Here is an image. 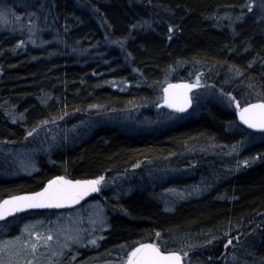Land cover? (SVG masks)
I'll use <instances>...</instances> for the list:
<instances>
[{
	"label": "trees",
	"instance_id": "trees-1",
	"mask_svg": "<svg viewBox=\"0 0 264 264\" xmlns=\"http://www.w3.org/2000/svg\"><path fill=\"white\" fill-rule=\"evenodd\" d=\"M31 1L22 15H31L39 26L48 11L59 42L53 52L48 47L38 52L19 47L17 32L0 31L1 142L23 143L29 131L68 115L81 119L94 109L122 113L152 104L168 82H186L200 70L242 105L264 100V0ZM86 49L100 51V58H90ZM110 78L125 79L129 86L113 87ZM7 99L17 114L12 119L2 105ZM222 101L210 99L196 114L151 132L99 126L80 142L56 148L54 162L42 160L37 172L0 176V200L38 190L59 175L96 178L188 145L240 143L243 155L256 158L253 164L231 170L208 195L180 200L170 209L133 193L123 202L126 218L112 216L100 248L157 240L163 250L193 249L192 257L199 250L211 264L223 253L225 237L241 234L233 260L264 264V138L257 137L264 134L244 128L236 109ZM250 224L257 228L246 238ZM220 264L235 263L222 259Z\"/></svg>",
	"mask_w": 264,
	"mask_h": 264
},
{
	"label": "rangeland",
	"instance_id": "rangeland-1",
	"mask_svg": "<svg viewBox=\"0 0 264 264\" xmlns=\"http://www.w3.org/2000/svg\"><path fill=\"white\" fill-rule=\"evenodd\" d=\"M27 2L28 0H0V31L17 32L19 47L22 49L34 48L39 52L48 47L50 51H55L59 41L48 21L49 12L46 13L48 17L42 19L43 23L37 26L32 22L31 15H22ZM42 9L46 11L45 7ZM94 46L91 44L90 49ZM84 53L93 59L101 56L100 51L89 54L86 49ZM206 74L205 70L195 71L186 81L195 83L199 76L200 87L192 90L193 105L185 114L164 103V90L172 83L168 82L162 98L152 104L151 101L145 102L122 113L94 109L90 111L91 115L90 112L81 115V119L68 115L47 121L42 125L43 130L29 131L23 143L0 141V176L15 178L33 174L41 169L42 160L54 162L53 152L56 148L80 142L88 133L102 125L119 126L131 132H151L155 127H164L168 123L196 114L210 99L223 100L222 102L238 110L232 101V97L236 100V96L216 87L207 79ZM109 84L119 89L129 86L125 79L120 78H110ZM2 105L9 119L17 117L10 99ZM257 137L264 138V135ZM243 148L244 145L240 143L225 148L208 146L207 143L188 145L175 154L148 158L133 167L106 172L103 174L105 180L100 185L99 194L78 207L47 211L43 215L38 211H30L5 222L0 221V260L5 264H125L135 243L129 245L120 242L109 250L100 247L107 231L112 228V216L126 218L123 202L127 197L133 193L142 194L149 200L157 199L165 208L170 209L180 200L206 196L217 187L221 179L227 178L231 170L250 166L256 161V158L243 155ZM244 161L248 163L245 164ZM185 179L191 181L190 185L179 186L180 180ZM256 225L250 224L244 235L246 238L254 234ZM239 236L241 234H228L223 253L212 260L211 264H220L222 259L223 262L240 264L233 260L241 250L242 244L237 245ZM48 237L51 239H47ZM229 240L232 241L231 244H228ZM32 244L36 245L35 250L31 248ZM208 251L211 252L210 247ZM181 252L185 256V264H208L205 260L207 255L199 250L195 252L196 257L189 255L194 252L193 249Z\"/></svg>",
	"mask_w": 264,
	"mask_h": 264
},
{
	"label": "snow or ice",
	"instance_id": "snow-or-ice-1",
	"mask_svg": "<svg viewBox=\"0 0 264 264\" xmlns=\"http://www.w3.org/2000/svg\"><path fill=\"white\" fill-rule=\"evenodd\" d=\"M198 87H200L199 76H197L195 83L169 85L164 90L167 93L164 103L170 108L184 112L192 102L188 93ZM232 101L235 102L236 107L239 109V119L244 124L252 129L264 131V100L257 103H246L243 107L234 97H232ZM244 163L247 164L248 161H244ZM104 180L105 177L103 175L95 179L74 181L68 180L64 176H57L49 180L47 186L41 191L24 195H12L0 201V219L25 209L59 207L65 203H78L89 193L99 192L100 185ZM156 235L159 236V233ZM37 238L39 239V236ZM47 239H51V237ZM231 243L232 241L229 240L228 244ZM31 248L35 250L36 245L32 244ZM182 259L178 251H161L158 245L149 243L140 244L138 247L133 248L128 255L127 264H182ZM0 264H5V262L0 260Z\"/></svg>",
	"mask_w": 264,
	"mask_h": 264
},
{
	"label": "water",
	"instance_id": "water-1",
	"mask_svg": "<svg viewBox=\"0 0 264 264\" xmlns=\"http://www.w3.org/2000/svg\"><path fill=\"white\" fill-rule=\"evenodd\" d=\"M185 83H189V82H185ZM173 84H180V83H178V82H172V83H170V84H168L167 85V87H166V89L169 87V85H173ZM193 90V89H192ZM192 90L188 93V95L190 96V98H191V105L184 111V112H180V113H187L190 109H191V107H192V105H193V100H192ZM166 95H167V93H165ZM259 101H261V100H255V101H252V102H248V103H257V102H259ZM246 104H244L243 106H245ZM243 106H241V107H243ZM173 110H176V109H174V108H172ZM177 111V110H176ZM179 112V111H178ZM236 117H237V120H238V122L244 127V128H246L247 130H250V131H253V132H256V133H264V131H261V130H258V129H252V128H250V127H248L246 124H244L240 119H239V109L238 110H236ZM59 176H64L66 179H68V180H87V179H95L94 177H88V178H72V177H67V176H65V175H59ZM57 177V176H56ZM55 178V177H54ZM54 178H52V179H54ZM51 179V180H52ZM47 186V183L42 187V188H40V189H38V190H34V191H23V192H19V193H14V194H10V195H7V196H4L0 201H3L4 199H7V198H9L10 196H12V195H24V194H29V193H32V192H38V191H41L44 187H46ZM100 192V191H99ZM99 192H92V193H89V195H87V196H85L82 200H80L78 203H75V204H71V203H65V204H62L61 206H59V207H55V206H53V207H41V208H30V209H25V210H23V211H19V212H16V213H14V214H12V215H9V216H6L5 218H3V219H0V221H2V220H7V219H10V218H12V217H14V216H16V215H18V214H21V213H24V212H27V211H31V210H38V211H40V210H43V211H59V210H67V209H73V208H75V207H78V206H80V205H82L83 203H85L86 201H88V200H90V199H92V198H94L95 196H97L98 194H99ZM149 243H151V244H156V245H158L156 242H153V241H144V242H140V243H138L137 245H135L133 248H135V247H138L140 244H149ZM159 246V245H158ZM160 247V246H159ZM132 248V249H133ZM132 249H131V251H132ZM160 249H161V251H165V250H163L161 247H160ZM131 251L129 252V254L131 253ZM170 251H177V250H170ZM178 252H180V251H178ZM180 254H181V256H182V264H185V259H184V256H183V254L180 252ZM128 258V257H127ZM125 264H127V260H126V262H125Z\"/></svg>",
	"mask_w": 264,
	"mask_h": 264
}]
</instances>
